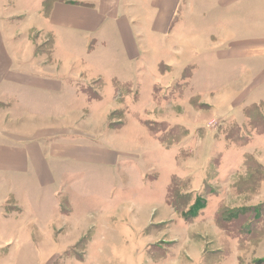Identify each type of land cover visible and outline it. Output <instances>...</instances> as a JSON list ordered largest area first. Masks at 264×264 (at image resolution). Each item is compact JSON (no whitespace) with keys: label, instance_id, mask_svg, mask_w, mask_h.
I'll return each instance as SVG.
<instances>
[{"label":"rangeland","instance_id":"1","mask_svg":"<svg viewBox=\"0 0 264 264\" xmlns=\"http://www.w3.org/2000/svg\"><path fill=\"white\" fill-rule=\"evenodd\" d=\"M14 1L11 4L12 1L8 0L7 8L2 7L3 18L26 14L22 10L28 9L26 4L33 0ZM46 1L47 6L45 3L41 6L44 12L50 11L54 1L77 0ZM191 3V0H184L183 10ZM26 19L27 16L12 18L9 22L19 32L24 30ZM180 33L185 34V31ZM21 34L18 38L25 40L26 33L23 31ZM36 35L32 34L31 39L37 46L38 58L51 62L52 39ZM171 40L168 42L166 37L151 40L152 53H146L145 58L138 57L136 61L123 62L119 68H110L130 75L133 82L137 80L133 87L122 84L118 89L116 84L112 89L107 79L106 83L103 79H82L76 85L91 104L85 100H73L68 105L69 94H66L58 100L66 104L64 109H57V104L37 109L39 112L44 109L51 114L57 113L64 120L73 107L76 114L72 120L77 126L117 155H95L96 162L100 163L77 172V192L74 190L70 201L69 193L65 191L67 199L63 200L62 211L66 217L76 213L75 218L80 217L77 224L85 226L89 223L92 227L90 215H101L91 232L82 233L78 229L75 232L66 223L64 236L59 233L55 241L66 246V249H59L65 253L56 264H237L233 259L236 247L240 250V264H264V257L259 255H264V243L260 251L257 250L264 240V224L262 229L258 225V233L262 232L257 235L263 240L249 242L243 232L242 244L237 238L240 235L226 239L214 225L207 223L213 219L217 225L216 218L223 207H257L264 201V186L260 190L264 168L252 157L243 161V152H253L255 148L254 156L264 163V137L254 136V141L248 143L252 139L251 133L264 131V106L250 110L258 130L252 127L250 131L249 126L242 129L235 116H227L229 110L225 109V101L232 97L227 92L233 90L224 89L230 79H221L219 83L216 80L217 84L211 86L207 80L210 67L206 63L207 72L204 71L200 46L177 48L183 50L182 60L186 61H180L178 67L175 66L178 62H166L173 51L161 49L171 47L170 44L175 46L176 39ZM97 44L94 40L89 41L87 52L101 53L103 50L98 51ZM83 49L77 45V72L84 73L91 65L105 68L110 64L108 58L97 65L92 62L94 59L86 57L87 54L81 58L78 51ZM65 52V59L70 61ZM105 74L109 79L108 72ZM40 97L43 103L51 102L48 97ZM243 102L239 101L240 104ZM257 110L260 116L254 113ZM40 121L34 125H40ZM145 124L154 125V133ZM228 151L229 157L224 161L221 154ZM173 177L179 179L174 186L171 185ZM203 180L201 189L196 190L197 184ZM75 184L70 183L71 186ZM171 190L175 195L169 200ZM178 193L180 197L191 193L185 208L180 206ZM199 197L205 199L207 205L190 223L184 219V213ZM40 200V195L35 198L36 202ZM31 201L29 199L27 203ZM168 202L176 203L180 211ZM175 212L178 214L176 218ZM36 219L33 216L30 222L36 225ZM37 220L41 226L49 224L40 218ZM192 224L196 226L190 227Z\"/></svg>","mask_w":264,"mask_h":264},{"label":"crops","instance_id":"2","mask_svg":"<svg viewBox=\"0 0 264 264\" xmlns=\"http://www.w3.org/2000/svg\"><path fill=\"white\" fill-rule=\"evenodd\" d=\"M11 1L12 4L14 0ZM183 1H54L50 11L44 12L41 6L45 0H33L26 4L28 9L22 10L26 14H17L18 17L27 16L23 26L27 38L20 40L18 37L23 31L18 32L9 22L18 17L3 18L1 9L7 8L8 0H0V264H56L65 253L59 249H66V246L55 241L59 233L64 236L67 222L75 232L95 229L101 213L90 215L92 227L89 223L77 224L80 217L76 219V213L65 216L62 211L63 200L67 199L65 191L70 201L74 190L77 192V172L100 163L96 162L95 155H117L77 126L72 120L76 114L73 107L64 120L57 113L37 109L55 104L57 109H64L66 104L58 100L66 94H69L68 105L73 100L91 104L76 85L82 79H103L105 83L107 79L112 89L116 84L133 87L137 80L133 82L130 75L110 68H119L123 62L136 61L138 57L145 58L146 53H152L151 40L166 37L170 42L176 39L175 46L169 43L171 47L161 51L172 49V57L166 62H178L177 67L180 61L186 62L182 60L183 50L177 48L200 46L204 71L207 72L206 63L210 67L207 80L211 86L216 80L219 83L221 79H230L224 86V89L233 90L227 92L232 96L225 101V109L229 110L227 116H235L242 129L249 126L251 131L247 110L264 106V0H191L184 10ZM18 2L23 3V0ZM35 33L36 37L52 39L51 62L38 58L37 46L31 39ZM92 40L98 43V51L103 50L101 53L87 52ZM79 44L85 48L78 51L81 58L87 54L96 65L108 58L110 64L105 68L91 65L84 73L77 72ZM65 51L70 61L65 59ZM107 72L109 79L105 77ZM40 96L48 97L51 102L43 103ZM239 101L245 102L240 104ZM39 119L40 125H34ZM254 136L264 137V133H251L249 144ZM229 152L221 154L224 161ZM253 153L255 148L253 152H243V161L252 157L264 168L263 161ZM71 182L76 184L71 186ZM203 182L197 184L196 190L201 189ZM263 186L264 182L260 190ZM39 195L41 200L36 202ZM29 199L31 203H27ZM259 203L264 204V201ZM176 214L173 213L174 218ZM33 216L49 224L41 226L36 219L33 225L30 222ZM214 221L207 223L214 225L222 237L230 239L231 236ZM262 243L264 240L257 247L258 251ZM236 250L233 259L240 264V250L238 247Z\"/></svg>","mask_w":264,"mask_h":264},{"label":"trees","instance_id":"3","mask_svg":"<svg viewBox=\"0 0 264 264\" xmlns=\"http://www.w3.org/2000/svg\"><path fill=\"white\" fill-rule=\"evenodd\" d=\"M48 2L45 0V4L46 5ZM47 6V5H46ZM48 10V9H47ZM52 53V51H51ZM118 89L119 86H121V84H117ZM93 99V98H92ZM98 99V98H96ZM253 108H258V107H253ZM251 108V109H253ZM247 110V115L248 117L251 119V125L252 127H254V129H257L256 125L254 124V118L251 117V113L250 110ZM259 110L254 111L255 114H258ZM263 118V115H261ZM146 127L150 130V132L154 133V125L152 124H145ZM145 127V126H144ZM258 130V129H257ZM259 133H264V131L261 130V132ZM163 143H166V140L162 139ZM170 145V144H169ZM168 145V146H169ZM167 148H170L167 147ZM264 181V180H263ZM261 181V183L263 182ZM176 183H179V179L176 177H173L172 183L171 185H176ZM170 185V186H171ZM175 193L173 190L169 191V196L168 199L170 200L172 196H174ZM180 194H177V197L180 198V206L185 208L190 202V198H191V193H186L184 194V196L182 195L181 197L179 196ZM169 203V202H168ZM169 205H171L176 211H180V208L176 205V203H169ZM207 205V201L205 199H203L202 197L197 198V201L195 202V204L193 206H191V208L188 210L187 213H184V219H186V221L192 223L196 220V218L199 216L200 212L203 209H205ZM264 204L257 206V207H241V208H228V207H223L216 220H217V225L224 231L226 232L229 236H233L235 237L237 234L240 235L237 238H239L241 240V243L243 244V239H241V234L243 235V232L246 233L244 235H246V237L248 238L249 242H252L254 240V242L263 240V237H259L257 236L258 234H260L262 232V230L260 231V233H258V225L260 224V228L262 229V224H264L263 219H264ZM245 237V239H246Z\"/></svg>","mask_w":264,"mask_h":264}]
</instances>
